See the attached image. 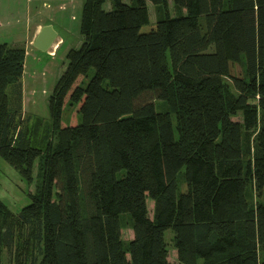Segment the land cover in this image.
Returning <instances> with one entry per match:
<instances>
[{"label":"trees","instance_id":"1","mask_svg":"<svg viewBox=\"0 0 264 264\" xmlns=\"http://www.w3.org/2000/svg\"><path fill=\"white\" fill-rule=\"evenodd\" d=\"M129 1H84L44 145L27 51L0 44V155L41 179L19 213L0 200V264H264V0ZM148 1L165 17L141 33Z\"/></svg>","mask_w":264,"mask_h":264},{"label":"rangeland","instance_id":"2","mask_svg":"<svg viewBox=\"0 0 264 264\" xmlns=\"http://www.w3.org/2000/svg\"><path fill=\"white\" fill-rule=\"evenodd\" d=\"M31 0H0V44L6 42L13 46L25 43L26 36V20L27 15L32 18L33 24H42L43 26H52L57 33V38L62 40L56 56H49L48 52L37 50L34 46L30 47L31 52L27 57V65L24 71V108L25 117L30 118L31 127L39 126L38 130L32 137V142L36 145H44L38 143L41 140L38 137L44 135V127L51 124L50 109L48 107L51 95L57 85V81L63 75L69 61L67 54L72 49L80 48L83 44L84 37L81 34L82 10L85 0H47L50 7H46L43 0H39L38 4L29 3ZM128 4L131 2L126 0ZM106 8H110L111 4L107 3ZM148 9L150 12L149 23L143 25L141 33H147L154 30L157 26V20L165 17L163 7H156L148 1ZM168 11L171 16H176L177 11L173 7V0H168ZM58 42V41H57ZM56 42V44H58ZM55 44V43H54ZM170 61V59H169ZM244 69L241 65H234L232 74L234 76H242ZM230 83V81L228 80ZM157 111H168L165 103L157 101ZM72 109L67 107L63 113L65 121H70ZM81 119V117H80ZM175 125V115L172 118ZM35 179L29 182L25 177L0 155V200H2L11 212L19 213L25 206L29 205L32 200L30 194L35 193L36 185L41 179L38 176V165L35 164ZM264 201V196L261 197ZM150 216L154 211V201L148 200ZM122 222V238L127 244L133 238L132 219L129 214L121 215ZM173 231H166L165 238L172 246ZM14 251V250H13ZM12 251L10 257L8 250L4 251L3 259L6 264H16L15 253ZM26 264H30L29 261ZM202 264V261L201 263Z\"/></svg>","mask_w":264,"mask_h":264},{"label":"crops","instance_id":"3","mask_svg":"<svg viewBox=\"0 0 264 264\" xmlns=\"http://www.w3.org/2000/svg\"><path fill=\"white\" fill-rule=\"evenodd\" d=\"M38 1L39 0H31L29 3H36L38 4ZM26 36H25V43L22 45V44H18V45H13V46H23L25 48V50L27 51V56H26V60H27V57L29 56V54L32 52L30 50V47L33 46V43L34 41L36 40L35 38L37 37V35L40 33V30L42 29L43 25L40 23L38 24H33L32 23V18L29 17V15H27V20H26ZM1 25V23H0ZM58 41V42H57ZM56 42L58 43V49L59 47L61 46L62 44V40L60 38H57V40L55 41V44ZM7 43V42H6ZM57 49V50H58ZM33 53V52H32ZM56 56V55H55ZM54 56V57H55ZM27 61H25L26 63ZM26 65L27 63L25 64V69H26ZM25 71V70H24ZM24 74V73H23ZM25 75V74H24ZM22 86H23V104H22V108H23V112H24V115H26V112H25V108H24V103H25V97H24V91H25V85H24V77L22 79Z\"/></svg>","mask_w":264,"mask_h":264},{"label":"water","instance_id":"4","mask_svg":"<svg viewBox=\"0 0 264 264\" xmlns=\"http://www.w3.org/2000/svg\"><path fill=\"white\" fill-rule=\"evenodd\" d=\"M33 46L43 52H48L57 40V33L52 26H43L35 38Z\"/></svg>","mask_w":264,"mask_h":264},{"label":"built area","instance_id":"5","mask_svg":"<svg viewBox=\"0 0 264 264\" xmlns=\"http://www.w3.org/2000/svg\"><path fill=\"white\" fill-rule=\"evenodd\" d=\"M43 2L45 3L44 5H45L46 7H50V5L47 3V0H43ZM58 46H59L58 44H54V45L49 49L48 54H49L50 57L53 58V56H55V55L57 54Z\"/></svg>","mask_w":264,"mask_h":264}]
</instances>
